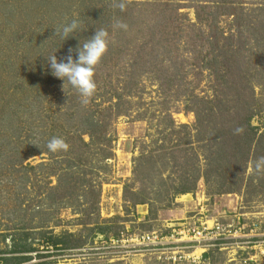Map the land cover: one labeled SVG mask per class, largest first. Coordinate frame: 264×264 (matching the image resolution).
I'll use <instances>...</instances> for the list:
<instances>
[{"label":"rangeland","instance_id":"1","mask_svg":"<svg viewBox=\"0 0 264 264\" xmlns=\"http://www.w3.org/2000/svg\"><path fill=\"white\" fill-rule=\"evenodd\" d=\"M126 3L120 11L112 0H0V250L25 230L35 250L20 254L30 256L23 264H264V182L248 183V169L236 192L210 194L200 178L194 192L170 205L154 194L162 190L158 177H144L140 167L135 172L140 156L164 141L170 119L174 127L194 125L190 98L211 99L226 86L223 50L252 57L256 71L263 70L253 78L251 124L264 131V0ZM72 19L81 27L68 39L54 34ZM114 19L128 29H113ZM99 28L109 32V50L96 68L97 91L83 107L71 85H65L70 96L62 90L48 57L55 53L59 61L76 49L73 39L84 43ZM92 129L102 131L101 139L79 148L78 134ZM53 137L72 150L50 152ZM83 140L91 141L87 134ZM126 186L142 190L148 203L130 204ZM202 222H219L232 235L221 233L200 255L176 261L121 245L123 237ZM63 233L74 234L78 245H46L47 237Z\"/></svg>","mask_w":264,"mask_h":264},{"label":"trees","instance_id":"2","mask_svg":"<svg viewBox=\"0 0 264 264\" xmlns=\"http://www.w3.org/2000/svg\"><path fill=\"white\" fill-rule=\"evenodd\" d=\"M261 24L264 26V21ZM74 40L72 41L75 48L83 44H76L78 41ZM231 46L232 43H229L228 47ZM223 53L222 62L226 63V68L228 67L222 73L226 88L223 87L215 92L211 99L196 96L190 98L193 103L188 108L195 115L194 125L191 128L186 124L174 127V122L170 119L169 126H165L161 131L168 130L163 136L164 141L161 145L150 155H141L137 160L135 172L137 173L140 167V173L144 177L153 179L158 177L159 189L162 190H154V194L158 197L165 195L168 205L177 195L194 192L200 178L204 180L210 194L232 193L240 190L248 181L247 179L244 182L249 164L257 157L264 155V131L259 133V128L251 124L257 108L253 78L255 75L260 76L259 73L263 70L259 68L258 72L256 71V64L251 62L254 61L251 55L250 61L248 58L239 59L237 50L233 51V54H229L226 50H223ZM254 53L258 58L261 57L262 53ZM213 73L216 80L218 78L216 70ZM69 93H67L68 96H70ZM91 114H88L87 118H90ZM99 121L101 122L100 119H91L90 123L96 127L99 126ZM237 127H243L242 134H234ZM101 133L102 131H99V134L95 135L93 129L77 133L79 148L94 143L95 137L97 140L101 139ZM84 134L89 136L91 140L89 143L83 140ZM166 139L167 142H165ZM69 150L72 148L70 147ZM255 177H258L260 183L264 182V176L251 173L248 183L254 181ZM167 180L178 183L168 185ZM124 193L126 200L132 205L148 203V199L142 196V190L137 192L126 186ZM152 211L150 208V212ZM103 232V229L98 230V233ZM74 236L72 233L50 235L45 243L53 249L58 247L69 249L78 245ZM30 239L29 232L25 230L19 237H10L12 242L10 248L0 250V254H3L0 256V264H23L29 261L30 256L20 254L35 250Z\"/></svg>","mask_w":264,"mask_h":264},{"label":"clouds","instance_id":"3","mask_svg":"<svg viewBox=\"0 0 264 264\" xmlns=\"http://www.w3.org/2000/svg\"><path fill=\"white\" fill-rule=\"evenodd\" d=\"M112 7L125 11L127 7L126 0H112ZM80 27L81 23L78 19H72L70 23L58 26L54 30V34L66 40L71 33ZM112 27L113 29H123L125 31L128 29V25L118 19H114ZM109 43V32L105 28H99L82 45L79 44L76 49L69 48L68 55L59 61L55 53L48 57V65L52 70V75L64 82L62 90L66 93L65 85H71L78 93L80 102L84 106L90 103L91 98L97 91V83L94 79L96 68L108 52ZM73 52L76 53V58H73ZM243 131V127H237L234 134H242ZM47 148L52 153L67 152L70 145L64 138L53 137L47 143ZM248 171L255 173L257 176H264V155L252 161L249 164Z\"/></svg>","mask_w":264,"mask_h":264},{"label":"built area","instance_id":"4","mask_svg":"<svg viewBox=\"0 0 264 264\" xmlns=\"http://www.w3.org/2000/svg\"><path fill=\"white\" fill-rule=\"evenodd\" d=\"M226 232V233H225ZM228 234L232 235L230 230H225V227L218 223L211 226L207 222H202L200 225L187 226L182 225L175 227L168 234L159 233L156 231L136 234L132 237L121 239L126 252L151 251L167 254L168 259L174 261L193 257L197 249L204 251L206 247L211 245L213 239L217 236ZM237 233V230L236 232ZM116 241L114 240L113 243ZM188 252V253H187Z\"/></svg>","mask_w":264,"mask_h":264},{"label":"bare ground","instance_id":"5","mask_svg":"<svg viewBox=\"0 0 264 264\" xmlns=\"http://www.w3.org/2000/svg\"><path fill=\"white\" fill-rule=\"evenodd\" d=\"M207 223H208V222H207ZM198 250H201V249H197V251H198Z\"/></svg>","mask_w":264,"mask_h":264}]
</instances>
